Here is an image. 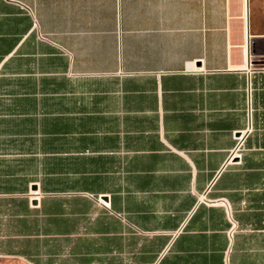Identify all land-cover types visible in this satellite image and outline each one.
Wrapping results in <instances>:
<instances>
[{
    "label": "crops",
    "instance_id": "1",
    "mask_svg": "<svg viewBox=\"0 0 264 264\" xmlns=\"http://www.w3.org/2000/svg\"><path fill=\"white\" fill-rule=\"evenodd\" d=\"M0 264H264V0H0Z\"/></svg>",
    "mask_w": 264,
    "mask_h": 264
},
{
    "label": "water",
    "instance_id": "2",
    "mask_svg": "<svg viewBox=\"0 0 264 264\" xmlns=\"http://www.w3.org/2000/svg\"><path fill=\"white\" fill-rule=\"evenodd\" d=\"M251 45H252V41L250 40V41H248V47L250 48V54H251V51H252Z\"/></svg>",
    "mask_w": 264,
    "mask_h": 264
},
{
    "label": "built area",
    "instance_id": "3",
    "mask_svg": "<svg viewBox=\"0 0 264 264\" xmlns=\"http://www.w3.org/2000/svg\"><path fill=\"white\" fill-rule=\"evenodd\" d=\"M248 93H249V86H248Z\"/></svg>",
    "mask_w": 264,
    "mask_h": 264
}]
</instances>
